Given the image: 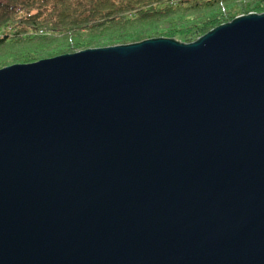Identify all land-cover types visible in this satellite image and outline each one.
Here are the masks:
<instances>
[{"label":"water","instance_id":"95a60500","mask_svg":"<svg viewBox=\"0 0 264 264\" xmlns=\"http://www.w3.org/2000/svg\"><path fill=\"white\" fill-rule=\"evenodd\" d=\"M0 264H264V13L1 68Z\"/></svg>","mask_w":264,"mask_h":264},{"label":"trees","instance_id":"16d2710c","mask_svg":"<svg viewBox=\"0 0 264 264\" xmlns=\"http://www.w3.org/2000/svg\"><path fill=\"white\" fill-rule=\"evenodd\" d=\"M263 12L264 0H0V69L153 38L189 43Z\"/></svg>","mask_w":264,"mask_h":264},{"label":"rangeland","instance_id":"374dc122","mask_svg":"<svg viewBox=\"0 0 264 264\" xmlns=\"http://www.w3.org/2000/svg\"><path fill=\"white\" fill-rule=\"evenodd\" d=\"M263 13H264V12H263ZM259 14H260V13H259ZM240 16H243V15H239V16H237V17H240ZM210 30H211V29H210ZM210 30H209V31H210ZM203 35H204V34H203ZM90 48H91V47H90ZM77 51H79V50H77ZM77 51H75V52H77Z\"/></svg>","mask_w":264,"mask_h":264}]
</instances>
